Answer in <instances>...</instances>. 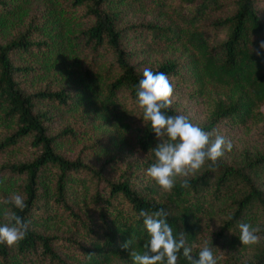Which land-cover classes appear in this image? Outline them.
<instances>
[{
  "label": "trees",
  "instance_id": "16d2710c",
  "mask_svg": "<svg viewBox=\"0 0 264 264\" xmlns=\"http://www.w3.org/2000/svg\"><path fill=\"white\" fill-rule=\"evenodd\" d=\"M261 40L264 0H0V201L27 205L0 204V224L4 208L30 222L0 264H111L143 250L139 212L160 208L193 258L207 243L218 264H264ZM145 67L174 86L166 115L233 144L189 188L146 175L159 141L136 103Z\"/></svg>",
  "mask_w": 264,
  "mask_h": 264
},
{
  "label": "clouds",
  "instance_id": "9594fccd",
  "mask_svg": "<svg viewBox=\"0 0 264 264\" xmlns=\"http://www.w3.org/2000/svg\"><path fill=\"white\" fill-rule=\"evenodd\" d=\"M259 49L264 50V40L259 42ZM254 51L258 56L262 54L260 50ZM173 92L174 86L164 72H154L149 67L143 69L142 78L136 87V103L142 110L143 121L151 125L159 141L152 148L154 161L147 168L146 175L165 192L172 191L178 178L181 187L189 188V179L194 178L206 162H210L211 168L225 151L230 152L233 147L225 136L216 134L213 138L212 133L204 131L185 115H166L165 110L172 104ZM0 204H11L20 211L27 207L24 196L18 193H12ZM168 216L169 213L163 208L139 212L147 239L142 251L130 249L132 264H177L181 250L191 264H218L217 257L207 243L200 248L198 258H193L185 233L174 235ZM3 218L6 222L0 224V244L9 247L18 245L25 239L30 222L8 208L3 209ZM232 218L231 214L226 217L227 220ZM238 228L242 245L251 246L260 242L257 233L261 229L258 226L241 222ZM123 247L129 249V242Z\"/></svg>",
  "mask_w": 264,
  "mask_h": 264
},
{
  "label": "rangeland",
  "instance_id": "374dc122",
  "mask_svg": "<svg viewBox=\"0 0 264 264\" xmlns=\"http://www.w3.org/2000/svg\"><path fill=\"white\" fill-rule=\"evenodd\" d=\"M264 109V107H263ZM224 129V128H223ZM224 134L229 135L230 137H233V140H235L236 145L245 138H252L253 133L245 134L243 130L240 129H232V130H225ZM111 264H132V260L130 255H125L122 257H119L117 259H114Z\"/></svg>",
  "mask_w": 264,
  "mask_h": 264
}]
</instances>
